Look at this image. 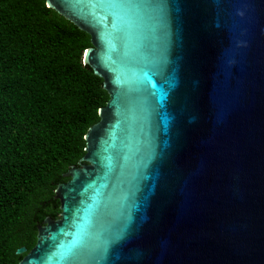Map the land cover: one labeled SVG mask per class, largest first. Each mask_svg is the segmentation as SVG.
<instances>
[{"label": "water", "instance_id": "95a60500", "mask_svg": "<svg viewBox=\"0 0 264 264\" xmlns=\"http://www.w3.org/2000/svg\"><path fill=\"white\" fill-rule=\"evenodd\" d=\"M109 93L17 264H264V0H46Z\"/></svg>", "mask_w": 264, "mask_h": 264}, {"label": "trees", "instance_id": "16d2710c", "mask_svg": "<svg viewBox=\"0 0 264 264\" xmlns=\"http://www.w3.org/2000/svg\"><path fill=\"white\" fill-rule=\"evenodd\" d=\"M91 35L46 0H0V264H17L38 224L58 217L55 188L85 154L109 93L84 64Z\"/></svg>", "mask_w": 264, "mask_h": 264}]
</instances>
